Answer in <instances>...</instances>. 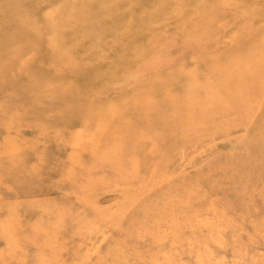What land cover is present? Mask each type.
Returning a JSON list of instances; mask_svg holds the SVG:
<instances>
[{
	"label": "rangeland",
	"instance_id": "rangeland-1",
	"mask_svg": "<svg viewBox=\"0 0 264 264\" xmlns=\"http://www.w3.org/2000/svg\"><path fill=\"white\" fill-rule=\"evenodd\" d=\"M77 1L68 2L79 20L103 0ZM118 1L125 18H147L101 43L107 57L113 47L133 48L123 66L44 38L40 50L74 49L89 71L98 65L107 77L56 76L44 67L49 83L32 96L34 103L51 96L43 120L30 104H11L17 90L5 85L0 94V107L12 110L0 118V264H264V0ZM140 4L146 8L133 7ZM40 6L23 18L42 23L52 8L47 0ZM150 10L158 13L149 18ZM25 26L22 19L13 28ZM75 28L71 35L92 41ZM111 31L105 25L95 35ZM97 82L85 109L113 99L158 112L120 128L89 117L56 121L70 103L64 93ZM155 82L162 93L149 90ZM127 128L137 132H119ZM103 132L114 139L86 147ZM5 144L24 147L12 158Z\"/></svg>",
	"mask_w": 264,
	"mask_h": 264
},
{
	"label": "bare ground",
	"instance_id": "bare-ground-1",
	"mask_svg": "<svg viewBox=\"0 0 264 264\" xmlns=\"http://www.w3.org/2000/svg\"><path fill=\"white\" fill-rule=\"evenodd\" d=\"M18 1L19 0H0V6L7 10L0 14V94H3V88L5 85L17 90L19 94L14 100H11V104L16 105L17 107L22 104H30V110L35 113L33 116L35 117L36 115L37 118H40V120H43V113L48 107L47 103H49L51 96H42L36 103L32 101V96L38 97L40 94L39 92L46 87L47 83H49L47 78L42 75V69L44 67H48L49 72L56 76H67L79 79L86 76L89 72L92 73L93 71H98V73L103 75L104 78L107 77V72L105 70H101V67L98 65H90V67H96L98 69H91L89 71L87 66L84 64L85 62L81 61L82 58L77 55H72V53H74L73 48V51L69 48L67 52H61V54L57 49H52L50 51L40 50L38 45L40 44L41 39L52 38L56 44H60L61 48H67L69 45L79 47L81 48V51H84L83 55L87 54L88 56H91L92 59L99 60L100 62L102 61L103 65H113L116 63L123 66L124 59H130V56L134 57L135 54H133V48L124 47L122 50L117 49L114 51L112 50L114 49L113 47L108 50L109 56L107 57L103 54V50L107 49L106 45L109 42V38H113L115 41L116 34L120 33L122 36L129 34L133 31L135 26H141L147 20V18H143L141 16H132L130 19L125 18L124 16L126 15H122L123 13L119 8L118 0H108V7L106 5V0L100 1L97 6L101 8L95 10L90 7L92 14H89L88 17L81 18L79 20L75 17L76 15H74L76 12L70 13L73 9V7L70 8V6H75L74 2H68L72 0H64L63 3L55 9H53L54 4H57L62 0H47L51 4L52 12L46 15V17L42 20V23L38 24L35 18L29 19L23 17L29 13L28 11H32L34 9H36L35 13H38V10L42 11L40 5L43 3V0H24L25 7L24 4L19 3ZM169 1L170 0L167 2ZM191 1L192 0H189L188 2ZM77 2H81V4H83L80 0ZM18 4L21 7H17ZM84 4L88 5L86 2H84ZM133 7L142 9L146 8V5L140 4ZM157 11L158 10L148 11L149 18H151ZM119 13L121 15H119ZM105 15L107 16L106 19L104 18ZM114 15H118L117 18H112ZM22 19L26 24H28V27L25 26L21 27V29H14L13 26L18 22L21 24ZM128 21L132 22V24H129L131 28H134L127 32H122L120 27L126 26ZM105 25H109L112 31L105 34L102 33L101 36H96L95 32L99 29H104ZM75 27H84L92 41L89 38H84L80 35H71V33L74 32V29H76ZM69 35H71L72 39L70 38L68 41ZM97 42L100 43L99 46L97 45ZM101 43L106 45L104 46L102 44L101 46ZM13 44L17 45V49L8 51V48ZM95 45L98 47L95 48ZM100 47L101 50L99 49ZM79 51H75V53H78ZM29 54H31V57H29ZM109 60L111 61L108 62ZM13 70H17V74L9 75V72ZM84 72L85 74H83ZM153 84L154 86L157 85L156 82ZM100 88V82H97L91 87H86V89L82 90V92H79L75 96H69L64 93L65 100L70 103L62 104L64 107V114L56 121L66 118L67 123H70L75 120H84V117H89L94 120L98 119L103 121L105 126H111V124H114L116 126L118 125L117 128H120L121 123L124 124L127 120L135 122L136 119L144 117L149 118L151 115H155L156 112H158V110H149L148 112H145L142 111L139 106H131L130 108L120 107L122 103L117 104V102L112 101L113 99L109 102H106L105 100V107H87L85 109L84 100L90 99L88 96L93 93L94 90H98ZM156 89L159 93H162L159 85H157V88L149 87V90ZM46 92L52 91L46 90ZM11 112L12 110L8 109L7 105L4 106L1 104L0 118L11 114ZM16 120L11 118L8 121L9 126H15ZM38 130L45 131V129L41 128H38ZM119 132L125 133L126 135H132L137 132V129L127 128L121 129ZM114 136V133L109 132L92 135L89 137V140H93V142L86 145V147L91 150H96L98 149V146L96 145L98 141L101 139H108L110 141L114 139ZM23 147L24 146L21 145L14 146L13 144H10L7 146L5 144L3 146L2 153L9 154V156L13 158L12 154L14 152H17L18 154ZM32 148L35 151L37 150V152H34L35 154L43 156L42 153H44L45 157L47 156L46 152L42 150L40 146L37 148L32 146ZM40 149L44 152L40 151ZM30 156L33 157V155ZM10 160L11 162H15L14 159Z\"/></svg>",
	"mask_w": 264,
	"mask_h": 264
}]
</instances>
